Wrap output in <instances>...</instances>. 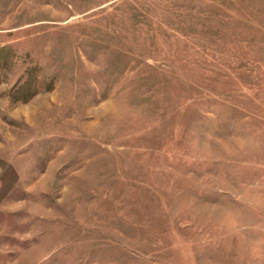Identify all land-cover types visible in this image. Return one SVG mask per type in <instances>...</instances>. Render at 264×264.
Instances as JSON below:
<instances>
[{
	"label": "rangeland",
	"instance_id": "rangeland-1",
	"mask_svg": "<svg viewBox=\"0 0 264 264\" xmlns=\"http://www.w3.org/2000/svg\"><path fill=\"white\" fill-rule=\"evenodd\" d=\"M0 264H264V0H0Z\"/></svg>",
	"mask_w": 264,
	"mask_h": 264
}]
</instances>
